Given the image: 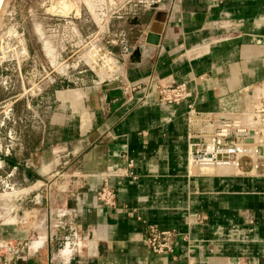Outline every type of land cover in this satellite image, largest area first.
<instances>
[{"label":"crops","instance_id":"crops-1","mask_svg":"<svg viewBox=\"0 0 264 264\" xmlns=\"http://www.w3.org/2000/svg\"><path fill=\"white\" fill-rule=\"evenodd\" d=\"M138 7L110 27L113 49L128 63L126 80L57 89L43 132L24 134L9 157L0 152V173L17 167L27 195L17 216L0 212V264H264V160L257 171L245 163L200 175L189 168L188 147L191 110L236 116L264 94V0ZM158 12L166 20L151 46L146 36ZM138 47L145 51L133 64L129 50ZM173 82L187 84L189 98L163 105L157 86ZM129 162L136 180L113 176ZM107 177L117 209L97 198ZM152 225L188 240L157 255L145 245ZM24 243L26 253L13 260L4 252Z\"/></svg>","mask_w":264,"mask_h":264},{"label":"built area","instance_id":"built-area-1","mask_svg":"<svg viewBox=\"0 0 264 264\" xmlns=\"http://www.w3.org/2000/svg\"><path fill=\"white\" fill-rule=\"evenodd\" d=\"M54 1V0H53ZM51 1V4H53ZM71 0H57V2L67 3ZM98 1V5L94 7L95 14L93 16L91 9L86 6L88 13L92 16L98 32L87 36L85 39L74 35L76 33V24L71 15L73 11L67 15L57 13L50 14V25H47L46 33L49 34L44 39L50 38L53 43H57L60 37L65 47L57 50V60L63 62L64 56L73 55L77 58L76 66L72 68L68 65L63 66L62 72H56L60 78L70 82L69 71L74 69L76 75L81 76L74 84L78 87L88 85L89 72L94 73L96 78L92 80V84L101 85L107 82L126 80L127 61L121 59L112 47L117 44V36L115 40L109 38L111 23L114 20L122 18V11H127V16L131 17L138 13V6L149 10L153 7L154 0H127L122 6L111 7L107 0ZM137 1L138 5L134 3ZM134 5L131 8V5ZM75 17V16H74ZM72 18V19H71ZM81 16L79 17V19ZM49 40V41H50ZM51 44L52 41H50ZM77 49H80V51ZM76 50V51H75ZM91 52L93 55H91ZM56 80L53 82L55 83ZM135 89V86L128 85L126 90ZM160 102L163 105H180L189 98V88L187 84L169 85L159 84L157 86ZM257 105L252 109L244 110L236 116L215 115L211 113H198L191 110L188 114L189 127V168L198 172L200 175H209L215 171L222 169L240 170L243 164H250L253 171L260 168L261 162L264 160V94L257 100ZM10 145H6V149L0 150L5 157H9L13 151V138L9 135ZM5 167V160L0 155V171ZM133 162H129L126 169L118 170L113 176L128 177L137 179L134 171ZM17 167L13 169L11 174L4 180L1 178L0 186V212H8L11 217L17 216L22 209L24 198L27 196L21 190L19 183L12 184L6 181L16 173ZM14 190L20 191L19 194L11 196L9 193ZM98 201L105 207L117 209L118 199L116 191L110 184V178H105L104 184L98 193ZM40 203L37 199L35 204ZM1 215V214H0ZM2 218V216L0 217ZM60 227L66 228L64 223L59 224ZM70 230L74 236L77 232L72 223H69ZM182 238L188 240L187 236L180 234L176 230H162L157 226H149L146 236L145 245L153 253L157 255H167L174 252V247ZM7 254H12V260L26 253L28 245L24 244H8L5 247Z\"/></svg>","mask_w":264,"mask_h":264},{"label":"rangeland","instance_id":"rangeland-1","mask_svg":"<svg viewBox=\"0 0 264 264\" xmlns=\"http://www.w3.org/2000/svg\"><path fill=\"white\" fill-rule=\"evenodd\" d=\"M51 1L6 0L0 14V150L4 151L6 145H10V135L14 144L11 155L17 150V144L21 143L24 134L33 139L43 132L45 123L55 111V91L77 88L74 82L81 77L76 75L74 69L69 71L70 82L56 74L62 72L65 65L71 68L76 66L77 58L70 55L64 56L63 62L57 60V50L59 53L60 48L65 47L61 41L63 38L60 37L57 43L50 38L42 39L49 35L46 27L51 24L48 19L50 14L67 16L73 11L71 17L74 20L70 21L76 24L74 35L83 39L98 32L86 8L88 6L94 16V0H71L72 3L67 2L69 11L60 9L61 2L54 0L51 4ZM48 44L53 47L54 55L48 54ZM95 78L94 73L89 72L88 80ZM7 175L0 173V177ZM6 181L18 184L17 171Z\"/></svg>","mask_w":264,"mask_h":264},{"label":"water","instance_id":"water-1","mask_svg":"<svg viewBox=\"0 0 264 264\" xmlns=\"http://www.w3.org/2000/svg\"><path fill=\"white\" fill-rule=\"evenodd\" d=\"M166 20V14L158 12L155 16L153 24L149 27V33L146 36V43L151 46H157L159 44V37L163 32V24ZM139 24H142L139 22ZM145 51L144 47H138L133 50H129V62L136 64L141 63V53Z\"/></svg>","mask_w":264,"mask_h":264},{"label":"bare ground","instance_id":"bare-ground-1","mask_svg":"<svg viewBox=\"0 0 264 264\" xmlns=\"http://www.w3.org/2000/svg\"><path fill=\"white\" fill-rule=\"evenodd\" d=\"M5 1L6 0H0V14H1V12H2V9H3V7H4V4H5ZM58 3H60V2H58ZM70 3H72V2H70ZM94 7L96 6V5H98V1H94ZM61 4V5H60ZM59 4V6H60V9H62V11H64V10H68L67 8H68V5H69V3H60ZM92 4V3H91ZM58 5H55V7L56 8H58L57 7ZM70 8V7H69ZM55 10V9H54ZM61 11V12H62ZM69 11V10H68ZM65 13H67V11H65ZM64 13V14H65ZM66 15H68V13L66 14ZM46 49H47V51H48V54L49 55H54V49H53V47L50 45V44H48L47 46H46ZM91 55H93V53L91 52ZM222 170H233V169H222ZM19 192L20 191H18V190H14L13 192H11V193H9V195H11V196H14V195H17V194H19Z\"/></svg>","mask_w":264,"mask_h":264}]
</instances>
